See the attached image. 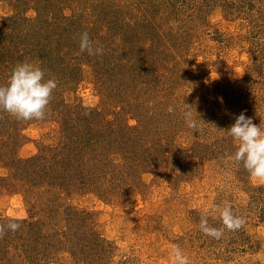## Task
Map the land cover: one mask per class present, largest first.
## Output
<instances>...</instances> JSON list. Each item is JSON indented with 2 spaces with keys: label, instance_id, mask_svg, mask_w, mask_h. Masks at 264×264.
Masks as SVG:
<instances>
[{
  "label": "rangeland",
  "instance_id": "rangeland-1",
  "mask_svg": "<svg viewBox=\"0 0 264 264\" xmlns=\"http://www.w3.org/2000/svg\"><path fill=\"white\" fill-rule=\"evenodd\" d=\"M0 54V86L21 63L57 82L43 120L0 110V225L20 224L0 264H172L174 244L189 264H264V182L226 132L241 112L264 131V0H0ZM226 204L240 229L211 211ZM25 222L39 252L17 246Z\"/></svg>",
  "mask_w": 264,
  "mask_h": 264
},
{
  "label": "clouds",
  "instance_id": "clouds-1",
  "mask_svg": "<svg viewBox=\"0 0 264 264\" xmlns=\"http://www.w3.org/2000/svg\"><path fill=\"white\" fill-rule=\"evenodd\" d=\"M81 53L89 56L102 55V47H94L89 34L85 31L79 34L78 42ZM44 71L31 63L17 65L11 73L7 85L0 86V110H3L19 121L43 120L46 118V109L52 98V93L57 87L55 78L45 80ZM183 113L188 128L197 130L199 122H203L195 111L198 120L193 116V107L185 104ZM169 112L173 111L170 106ZM204 123V122H203ZM234 140L238 141V147L232 159L242 162L245 170L254 181L264 182V131L253 123L244 112L235 116L234 123L226 131ZM211 211L218 213L223 228L230 231L240 229L245 220L233 213L230 205L223 208L213 206ZM20 224L15 220L7 225H0V238L6 231L19 230ZM200 230L214 239L223 235V228L211 227L207 216H202L199 224ZM172 264H189L178 245L171 248Z\"/></svg>",
  "mask_w": 264,
  "mask_h": 264
},
{
  "label": "trees",
  "instance_id": "trees-1",
  "mask_svg": "<svg viewBox=\"0 0 264 264\" xmlns=\"http://www.w3.org/2000/svg\"><path fill=\"white\" fill-rule=\"evenodd\" d=\"M3 48V47H2ZM3 51H5V49L3 48ZM0 57H3L2 54H0ZM8 62V61H7ZM8 64V63H7ZM70 145V142L66 143L63 142V144L61 143V147L60 148H65L66 146H69ZM78 145V144H77ZM74 151V150H73ZM78 152H80V149H78ZM61 160V158H59ZM26 163H29L30 161H25ZM17 163H21V162H17ZM30 168V166H29ZM28 168V169H29ZM19 172H21V170H18ZM17 171V172H18ZM1 178V177H0ZM26 224L24 226L26 227H21L20 229H22L23 231L25 232H20L18 233V235L16 236L17 239L20 241L21 244H17L18 247H21V248H24L27 246H29L30 250L32 252H39L40 251V248H41V245L43 244V242L46 240V236L45 235H41V227L40 228H36L34 227V225L32 226V223H28V222H25ZM29 229V230H25V229ZM28 232V233H26ZM31 232L34 233V235H37V237H35L34 239H31L30 238V235H31ZM30 233V234H29ZM59 233V232H58ZM51 236H54L51 234ZM59 236H60V233H59ZM29 239H31V241H29ZM29 241V242H28ZM32 245V246H30ZM36 247V248H35ZM40 247V248H38ZM1 245H0V249H1ZM35 248V249H34ZM15 249V248H14ZM42 249V248H41ZM24 254H26L24 252Z\"/></svg>",
  "mask_w": 264,
  "mask_h": 264
}]
</instances>
